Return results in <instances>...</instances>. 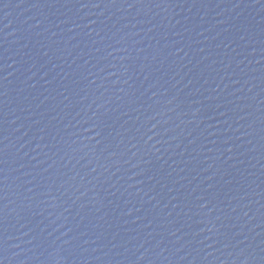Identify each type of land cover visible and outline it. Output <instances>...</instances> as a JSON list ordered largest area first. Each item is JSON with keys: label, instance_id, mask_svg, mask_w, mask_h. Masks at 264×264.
Returning <instances> with one entry per match:
<instances>
[{"label": "water", "instance_id": "1", "mask_svg": "<svg viewBox=\"0 0 264 264\" xmlns=\"http://www.w3.org/2000/svg\"><path fill=\"white\" fill-rule=\"evenodd\" d=\"M0 264H264V0H0Z\"/></svg>", "mask_w": 264, "mask_h": 264}]
</instances>
